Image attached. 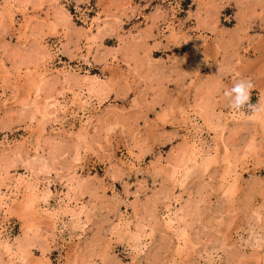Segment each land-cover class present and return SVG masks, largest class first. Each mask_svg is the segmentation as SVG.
<instances>
[{"label":"rangeland","instance_id":"1","mask_svg":"<svg viewBox=\"0 0 264 264\" xmlns=\"http://www.w3.org/2000/svg\"><path fill=\"white\" fill-rule=\"evenodd\" d=\"M0 200V264H264V0H0Z\"/></svg>","mask_w":264,"mask_h":264},{"label":"clouds","instance_id":"2","mask_svg":"<svg viewBox=\"0 0 264 264\" xmlns=\"http://www.w3.org/2000/svg\"><path fill=\"white\" fill-rule=\"evenodd\" d=\"M254 87L251 80H240L225 92L231 98V105L235 109H241L249 103L251 90Z\"/></svg>","mask_w":264,"mask_h":264},{"label":"bare ground","instance_id":"3","mask_svg":"<svg viewBox=\"0 0 264 264\" xmlns=\"http://www.w3.org/2000/svg\"><path fill=\"white\" fill-rule=\"evenodd\" d=\"M42 73V72H41ZM54 100V99H53ZM47 104V103H46ZM49 105H48V108H50V106H55L56 107V105H55V103H52V101H51V103H48ZM59 104V103H58ZM57 104V105H58ZM59 106V105H58ZM63 106V105H62ZM55 110V109H54ZM52 112V111H51ZM54 112V111H53ZM46 114H48L47 112H46ZM47 116V115H46ZM196 148V147H195ZM31 185V184H30ZM37 185V184H36ZM2 187V186H1ZM3 188V187H2ZM28 188H30V190L33 192V190H34V186H29ZM37 193V192H36ZM46 194V193H45ZM36 195V194H35ZM32 196H33V194H32ZM44 197V196H43ZM36 199V198H35ZM30 200H32V198H31V196H29V197H27L26 198V200H25V204L24 205H26V204H28L29 202H30ZM1 201V200H0ZM32 201H34V200H32ZM46 201V200H45ZM1 203V202H0ZM29 206V205H28ZM1 209V208H0ZM74 215V214H73Z\"/></svg>","mask_w":264,"mask_h":264}]
</instances>
